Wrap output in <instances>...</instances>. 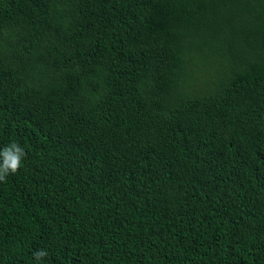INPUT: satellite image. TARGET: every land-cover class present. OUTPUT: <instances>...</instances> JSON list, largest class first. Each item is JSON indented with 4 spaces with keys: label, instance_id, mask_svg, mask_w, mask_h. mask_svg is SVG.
<instances>
[{
    "label": "trees",
    "instance_id": "1",
    "mask_svg": "<svg viewBox=\"0 0 264 264\" xmlns=\"http://www.w3.org/2000/svg\"><path fill=\"white\" fill-rule=\"evenodd\" d=\"M11 142L0 264H264V0H0Z\"/></svg>",
    "mask_w": 264,
    "mask_h": 264
},
{
    "label": "clouds",
    "instance_id": "2",
    "mask_svg": "<svg viewBox=\"0 0 264 264\" xmlns=\"http://www.w3.org/2000/svg\"><path fill=\"white\" fill-rule=\"evenodd\" d=\"M25 156L24 148L17 142L0 149V183L7 182L9 175H15L21 169ZM46 256L45 250H39L34 254V259L39 262Z\"/></svg>",
    "mask_w": 264,
    "mask_h": 264
}]
</instances>
